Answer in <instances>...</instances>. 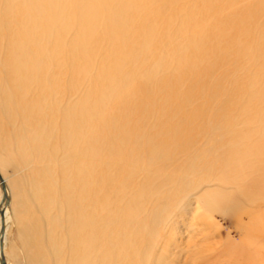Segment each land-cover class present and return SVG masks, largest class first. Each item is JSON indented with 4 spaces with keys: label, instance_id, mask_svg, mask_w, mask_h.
Masks as SVG:
<instances>
[{
    "label": "bare ground",
    "instance_id": "bare-ground-1",
    "mask_svg": "<svg viewBox=\"0 0 264 264\" xmlns=\"http://www.w3.org/2000/svg\"><path fill=\"white\" fill-rule=\"evenodd\" d=\"M219 2L0 0V174L6 186L4 191L0 179V264L1 257L10 264L6 249L17 193L5 169L13 162L10 152L13 149L29 162L48 161L38 168L31 182L44 216L49 218L55 194L51 185L60 189L67 212L66 234L58 237L51 232L47 239L53 257L37 249L33 253L35 264L133 263L135 245L124 238L134 213L131 208H136L138 199L146 197L147 190L135 192L137 199L129 203L125 217L119 214L117 230L110 236L105 227H97L109 221L107 216L99 219L93 212L97 180L104 185L101 192L119 189L126 194L132 190V170L114 165L97 175L92 162L96 131L101 123L113 125V118L118 116L116 111L109 110L113 102L144 111L154 108L156 93L165 98V106L189 105L199 94L207 107L206 100L216 98V88L231 89L234 103L246 89L247 97L260 96L264 87L258 85L264 82V76L247 87L237 84L234 78L231 88L221 79L214 89L206 88L208 74L218 66L232 63L233 57L240 63L241 71L264 72V37L261 45L250 46V32L244 34L242 43L236 40L233 30L223 35L226 45L221 54L206 51L207 24L210 21L231 24L219 11ZM163 52L167 62L160 57ZM165 65L168 75L151 90L150 83ZM190 66L198 67L202 73L190 71ZM189 78V83H193L179 98L176 89ZM254 104L249 101L246 109ZM122 117L123 114L119 115L114 124L118 134L111 144L113 153L125 158L133 169L147 167L167 156L164 145H152L149 139L140 136L128 137L131 124H126ZM249 121L264 125V117ZM260 129L254 131L245 149L232 148L221 153L223 141L215 142V150L221 153L218 160L228 167L224 179L238 181L241 196L249 201L264 196V126ZM242 133L233 141L244 138L246 134ZM183 134L179 132L180 141ZM140 139L149 142L143 149L138 143ZM128 146L131 151L126 154L123 149ZM212 169L209 160L191 162L193 177L189 184L196 183L198 173H209ZM178 186L177 193L184 188L181 182ZM101 196L98 194V198ZM229 201L227 197L209 196L204 206L220 208ZM99 208L104 209L101 203ZM41 235V225L35 223L25 233V241L41 248L39 242L45 241Z\"/></svg>",
    "mask_w": 264,
    "mask_h": 264
},
{
    "label": "rangeland",
    "instance_id": "rangeland-1",
    "mask_svg": "<svg viewBox=\"0 0 264 264\" xmlns=\"http://www.w3.org/2000/svg\"><path fill=\"white\" fill-rule=\"evenodd\" d=\"M217 6L231 24L225 26L214 21L207 24L205 49L208 54H221L226 45L223 35L233 30L237 41L244 43V34L250 32V46L261 45L264 37L263 0H221V4L219 2ZM243 20L250 21V24ZM186 36L188 37V33ZM160 57L165 62L168 61L164 52ZM189 69L197 74L202 73L198 67L190 66ZM254 70L241 71L240 63L233 57L232 63L218 66L208 74L206 88L214 89L220 79L227 88H231V79L234 78L237 84L247 87L257 77L264 76V72ZM168 73L165 65L149 88L154 90ZM189 82L190 78L176 89L179 98L192 85L193 81ZM258 86L264 87V82ZM246 91L247 89L240 94L236 92L239 97L234 103L231 89L216 88V98H205L209 104L207 107L204 106L203 96L199 94L196 96L197 100L189 105L165 106V98L160 93L154 96V108L144 111L135 107L128 108L117 102L110 106L109 110L116 111L118 116L123 114V121L131 124L128 137L147 138L152 145H164L167 150V156L163 160L152 161L147 167L133 169L125 158L111 150V144L118 134L114 128L118 116L113 118L112 126L107 127L101 123L96 131L92 162L97 175L114 165L120 169L128 167L132 170V190L126 194H122L119 189L101 192L104 185H100L97 180L93 212L99 219L103 216L109 219L107 223L97 227H105L110 236L117 230L119 214L125 217L129 203L137 199L135 192L147 190L146 197L138 199L136 208H131L134 213L129 221V232L124 238L127 243L132 241L135 245L132 264H264V196L252 201L245 200L241 196L238 181L224 179L228 167L218 160L219 154L224 150L247 148L254 131H260L264 126L262 123L249 121L264 117V89L256 98L247 97ZM249 101L255 104L248 110L246 105ZM231 114H235V118ZM180 131L184 133L181 141ZM242 132L246 136L233 141ZM217 140L223 141V147L219 148L221 153L215 150ZM138 143L142 149L149 144L142 139ZM180 144L182 148L179 147ZM123 151L129 153L131 146ZM10 152L14 157L13 162L5 172L10 177V184L17 196L13 199L14 213L11 214L6 251L10 264H35L33 253L37 249H42L49 257H53L47 240L49 233L54 232L58 237L66 234L65 202L60 189L51 185L55 194L52 205L50 204L49 218H46L41 212L40 200L33 194L31 182L37 176L38 168H42L48 161L31 158L33 161L29 162L17 150ZM206 160L211 162L213 169L209 173H198L196 183L190 185L189 180L193 177L190 163H206ZM180 182L184 188L177 193ZM98 194L103 196L98 198ZM209 196L227 197L230 198V203L220 208H207L204 200ZM115 200L120 202L117 204ZM100 203L104 209L99 208ZM107 203L110 207H105ZM35 223L41 225L45 240L39 242L41 248L30 246L25 241V233Z\"/></svg>",
    "mask_w": 264,
    "mask_h": 264
},
{
    "label": "water",
    "instance_id": "water-1",
    "mask_svg": "<svg viewBox=\"0 0 264 264\" xmlns=\"http://www.w3.org/2000/svg\"><path fill=\"white\" fill-rule=\"evenodd\" d=\"M0 179H1V182H2V188H3V190L5 191V189H6V186H5V183H4V181H3V179H2V176H1V174H0ZM4 230V229H3ZM1 264H7V262H6V259L3 257H1Z\"/></svg>",
    "mask_w": 264,
    "mask_h": 264
}]
</instances>
